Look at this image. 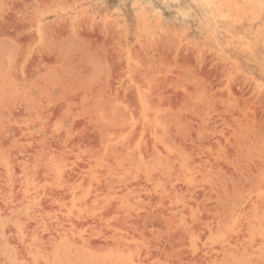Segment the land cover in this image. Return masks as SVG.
<instances>
[{
	"label": "rangeland",
	"instance_id": "rangeland-1",
	"mask_svg": "<svg viewBox=\"0 0 264 264\" xmlns=\"http://www.w3.org/2000/svg\"><path fill=\"white\" fill-rule=\"evenodd\" d=\"M0 264H264V0H0Z\"/></svg>",
	"mask_w": 264,
	"mask_h": 264
}]
</instances>
